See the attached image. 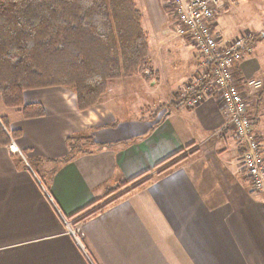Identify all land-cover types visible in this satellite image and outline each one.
<instances>
[{"label":"crops","instance_id":"1","mask_svg":"<svg viewBox=\"0 0 264 264\" xmlns=\"http://www.w3.org/2000/svg\"><path fill=\"white\" fill-rule=\"evenodd\" d=\"M134 1L149 38L152 80L110 82L99 104L85 111L67 89L26 91L23 104L43 110L32 119L0 98V119L18 132L14 145L22 155L0 147V264H264V195L250 190L240 166L244 149L225 127L215 89L204 90L211 77L170 28L165 0ZM233 3L226 0L213 22L226 41L233 37L222 35L217 18ZM249 46L234 72L240 83H262L248 98V115L264 156V45ZM132 79L159 92L144 101L155 104L151 115L139 102L134 108L105 102L111 83ZM191 90L204 97L187 108ZM69 137L96 145L48 173L68 156ZM139 177L150 180L78 224L79 248L64 221L101 206L120 194L102 199L109 191Z\"/></svg>","mask_w":264,"mask_h":264},{"label":"trees","instance_id":"2","mask_svg":"<svg viewBox=\"0 0 264 264\" xmlns=\"http://www.w3.org/2000/svg\"><path fill=\"white\" fill-rule=\"evenodd\" d=\"M141 21L134 0H0L2 104L24 119L37 118L42 108L24 105L23 93L59 87L71 91L77 109L85 111L99 104L110 82L137 76L152 80L149 38ZM10 138H18V132L0 121V147L9 146ZM66 144L68 156L54 161L48 173L87 153L85 146L96 145L87 137H69ZM32 168L39 174L35 163ZM141 177L119 184L102 199L119 195L74 217L81 222L150 180L139 181Z\"/></svg>","mask_w":264,"mask_h":264},{"label":"built area","instance_id":"3","mask_svg":"<svg viewBox=\"0 0 264 264\" xmlns=\"http://www.w3.org/2000/svg\"><path fill=\"white\" fill-rule=\"evenodd\" d=\"M174 20L176 35L185 39L198 53L201 64L211 77L213 88L225 108V127L232 130L236 143L243 147L240 166L249 180L250 190L264 195V156L260 141L253 131L252 119L248 115V98L262 88L257 80L240 83L234 72L245 54L251 51V35H241L224 40L214 31L215 16L224 9L226 0H165ZM185 105L194 108L204 97L203 90H191ZM9 151L22 157L10 138ZM75 244L83 248V233L78 225L64 221Z\"/></svg>","mask_w":264,"mask_h":264},{"label":"rangeland","instance_id":"4","mask_svg":"<svg viewBox=\"0 0 264 264\" xmlns=\"http://www.w3.org/2000/svg\"><path fill=\"white\" fill-rule=\"evenodd\" d=\"M217 22L218 28L224 37L236 38L249 33L251 35L249 42H252V45H264V39L260 38L264 27V0H234L233 5H230L227 11L218 15ZM171 23L172 25H170V28L175 30L173 22ZM247 29H251V31ZM189 53H192L195 57H199L198 53L193 48L191 49V47H189ZM152 83L153 82L149 83V85H152ZM110 86L112 89L108 97H106L105 102L112 107L122 106L125 108H134L135 104H138V102L139 104L145 105L144 101L146 103L147 101L150 102V99L151 101L152 99L155 101V98L158 96L157 93H159L156 89L151 90L146 87L143 88L140 84L138 85L136 79L127 81L124 86L120 85V83H111ZM122 87L125 88L123 89ZM110 96L113 97L111 98ZM114 98H118L119 100H112ZM148 105L149 104L145 106ZM153 106H155V104L149 105V108L145 109H151L149 111L150 115L152 114ZM130 116L135 117L133 114H130ZM0 121L3 120L0 119ZM78 220L79 217L74 218L71 221L73 222L71 226L78 225L80 223Z\"/></svg>","mask_w":264,"mask_h":264},{"label":"water","instance_id":"5","mask_svg":"<svg viewBox=\"0 0 264 264\" xmlns=\"http://www.w3.org/2000/svg\"><path fill=\"white\" fill-rule=\"evenodd\" d=\"M260 37L263 38L264 37V33Z\"/></svg>","mask_w":264,"mask_h":264}]
</instances>
